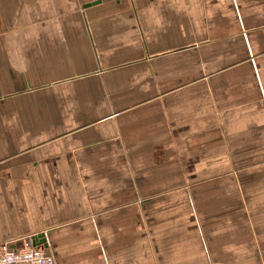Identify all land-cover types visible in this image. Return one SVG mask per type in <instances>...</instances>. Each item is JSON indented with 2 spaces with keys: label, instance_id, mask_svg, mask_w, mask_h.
<instances>
[{
  "label": "crops",
  "instance_id": "obj_1",
  "mask_svg": "<svg viewBox=\"0 0 264 264\" xmlns=\"http://www.w3.org/2000/svg\"><path fill=\"white\" fill-rule=\"evenodd\" d=\"M262 139L264 0H0V242L65 216L44 170Z\"/></svg>",
  "mask_w": 264,
  "mask_h": 264
},
{
  "label": "rangeland",
  "instance_id": "obj_2",
  "mask_svg": "<svg viewBox=\"0 0 264 264\" xmlns=\"http://www.w3.org/2000/svg\"><path fill=\"white\" fill-rule=\"evenodd\" d=\"M259 141L250 156L156 149L147 170L109 154L106 169L44 170V203H70L43 218L51 254L57 264H264Z\"/></svg>",
  "mask_w": 264,
  "mask_h": 264
},
{
  "label": "built area",
  "instance_id": "obj_3",
  "mask_svg": "<svg viewBox=\"0 0 264 264\" xmlns=\"http://www.w3.org/2000/svg\"><path fill=\"white\" fill-rule=\"evenodd\" d=\"M37 236L38 233L25 236L21 246H17L15 240L0 242V264H57L46 247L35 243Z\"/></svg>",
  "mask_w": 264,
  "mask_h": 264
},
{
  "label": "water",
  "instance_id": "obj_4",
  "mask_svg": "<svg viewBox=\"0 0 264 264\" xmlns=\"http://www.w3.org/2000/svg\"><path fill=\"white\" fill-rule=\"evenodd\" d=\"M37 245H43L44 247H48V243H47V238H46V233L45 232H40L38 233V236L36 238V242Z\"/></svg>",
  "mask_w": 264,
  "mask_h": 264
}]
</instances>
